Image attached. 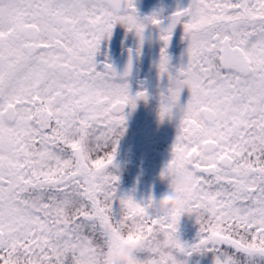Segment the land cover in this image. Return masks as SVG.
I'll list each match as a JSON object with an SVG mask.
<instances>
[{
  "label": "snow or ice",
  "instance_id": "6c2138e0",
  "mask_svg": "<svg viewBox=\"0 0 264 264\" xmlns=\"http://www.w3.org/2000/svg\"><path fill=\"white\" fill-rule=\"evenodd\" d=\"M153 99L177 128L161 177L200 194L190 242L119 189L125 109ZM123 245L264 264V0H0V264H110Z\"/></svg>",
  "mask_w": 264,
  "mask_h": 264
},
{
  "label": "rangeland",
  "instance_id": "374dc122",
  "mask_svg": "<svg viewBox=\"0 0 264 264\" xmlns=\"http://www.w3.org/2000/svg\"><path fill=\"white\" fill-rule=\"evenodd\" d=\"M154 111H137L126 114V131L121 137L115 164V171L122 170L127 165V176L130 181L124 184L119 175V189L121 193L133 194L138 201L148 199L150 195L159 196L166 190V183L161 181V172L171 159L177 128L175 120L160 121L158 115V101L154 103ZM134 118L133 124L129 123ZM164 145L158 146V140ZM158 146V147H157ZM147 176V177H145ZM145 177L147 182L142 180ZM144 179V180H145ZM137 181V184L134 181ZM179 234L183 240L192 241L198 232L195 217H182L179 224ZM199 259L200 264H210L208 258Z\"/></svg>",
  "mask_w": 264,
  "mask_h": 264
},
{
  "label": "clouds",
  "instance_id": "9594fccd",
  "mask_svg": "<svg viewBox=\"0 0 264 264\" xmlns=\"http://www.w3.org/2000/svg\"><path fill=\"white\" fill-rule=\"evenodd\" d=\"M161 181L165 182L166 190L158 197L150 195L148 205L156 216L167 217L178 214L181 217H195L198 210L193 205L199 199V191L195 187L191 175L185 170L171 172ZM16 257L12 258L16 264ZM110 264H144V260L134 245H123L115 249L109 258Z\"/></svg>",
  "mask_w": 264,
  "mask_h": 264
},
{
  "label": "flooded vegetation",
  "instance_id": "af4514ba",
  "mask_svg": "<svg viewBox=\"0 0 264 264\" xmlns=\"http://www.w3.org/2000/svg\"><path fill=\"white\" fill-rule=\"evenodd\" d=\"M141 2L144 4V5H147V4H149V3H156L157 2V0H141ZM187 2H188V0H164V3L165 4H170V5H172L173 6V10H175V6L177 5V4H187ZM141 10L143 11V12H147V11H149V9L147 8V7H142L141 8ZM157 102V100L156 99H153V100H150L149 102H147V103H143V102H138V104H137V106H136V108L134 109V110H137V111H146L147 110V114L148 113H150L151 111H154V103H156ZM132 108H127L126 110H125V114H130V113H134V112H136L137 113V111H134ZM133 122H134V118L132 117V118H130L129 119V123L131 124H133Z\"/></svg>",
  "mask_w": 264,
  "mask_h": 264
},
{
  "label": "trees",
  "instance_id": "16d2710c",
  "mask_svg": "<svg viewBox=\"0 0 264 264\" xmlns=\"http://www.w3.org/2000/svg\"><path fill=\"white\" fill-rule=\"evenodd\" d=\"M162 144L164 145V142L162 141V140H158V146H161L162 147ZM157 146V147H158ZM117 153H118V151H117ZM128 166L127 165H124L122 168V170H120V171H118V172H116V174H118V175H120V176H122L123 177V180H124V184H127V183H129V181H130V179H129V177L127 176V172L125 171L126 169H128L127 168ZM145 177H147V176H145ZM145 177L143 178V180H142V183L145 181V182H147L148 180H146L145 179ZM145 179V180H144ZM136 184H137V181L135 180L134 181Z\"/></svg>",
  "mask_w": 264,
  "mask_h": 264
},
{
  "label": "water",
  "instance_id": "95a60500",
  "mask_svg": "<svg viewBox=\"0 0 264 264\" xmlns=\"http://www.w3.org/2000/svg\"><path fill=\"white\" fill-rule=\"evenodd\" d=\"M140 102H143V101H140ZM143 103H144V102H143ZM126 109H127V108H126ZM126 109H125V110H126Z\"/></svg>",
  "mask_w": 264,
  "mask_h": 264
}]
</instances>
